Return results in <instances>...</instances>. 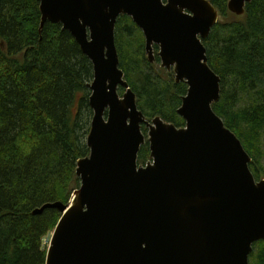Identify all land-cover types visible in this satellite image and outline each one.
I'll return each instance as SVG.
<instances>
[{
	"label": "water",
	"instance_id": "water-1",
	"mask_svg": "<svg viewBox=\"0 0 264 264\" xmlns=\"http://www.w3.org/2000/svg\"><path fill=\"white\" fill-rule=\"evenodd\" d=\"M38 1L41 26L60 23L94 70L80 187L68 203L34 210L61 213L45 264H250L254 243L264 241V177L256 179L242 140L213 109L221 78L204 39L219 10L210 0ZM252 1L228 0V9L242 16ZM122 15L142 30L149 61L157 45L162 67L188 85L178 109L185 126L148 120L138 107L116 46Z\"/></svg>",
	"mask_w": 264,
	"mask_h": 264
},
{
	"label": "trees",
	"instance_id": "trees-1",
	"mask_svg": "<svg viewBox=\"0 0 264 264\" xmlns=\"http://www.w3.org/2000/svg\"><path fill=\"white\" fill-rule=\"evenodd\" d=\"M210 1L225 17L204 39L208 63L221 78L220 100L213 109L242 140L260 179L264 0L248 3L242 16L229 11L228 0ZM115 39L120 67L147 119L160 116L185 126L178 109L188 85L177 83L174 71L162 67L158 46L151 63L144 34L128 15L117 19ZM158 65L163 72L155 74ZM93 78V64L75 38L60 23L41 26L38 0H0V264H45L43 241L61 213L34 210L48 202L68 203L80 187L76 168L78 159L89 154L82 138L93 117ZM149 159L146 141L138 163ZM250 258L251 264H264V241L254 244Z\"/></svg>",
	"mask_w": 264,
	"mask_h": 264
},
{
	"label": "rangeland",
	"instance_id": "rangeland-1",
	"mask_svg": "<svg viewBox=\"0 0 264 264\" xmlns=\"http://www.w3.org/2000/svg\"><path fill=\"white\" fill-rule=\"evenodd\" d=\"M225 17H223V16H219V20H218V22L219 21H223V20H225L224 19ZM155 71H154V73L155 74H157V71H161L160 69H161V67L158 65L157 67L155 66ZM161 72H163V71H161ZM122 94V93H121ZM143 127H146L145 125H143L142 126V130H143ZM147 128V127H146ZM147 130H149L148 128H147ZM143 133H145V132H143ZM87 137H88V135H86L85 134V132H84V134H83V143H85V145H86V147L89 149V147L87 146ZM145 137H146V141H148V132L147 133H145ZM89 154H90V150H89ZM88 154V155H89ZM262 165H263V167H264V156L262 157ZM75 191V190H74ZM73 191V192H74ZM73 194V193H72ZM71 197H72V195H71ZM71 199V198H70ZM71 201V200H70ZM53 232H54V230H52L51 232H49V234L45 237V239H44V241H43V245L46 247V250H47V248H48V246H49V243H50V240H51V237H52V235H53ZM255 244V243H254ZM257 249V248H256ZM255 249V250H256ZM250 264L251 263H253V260H252V258H250Z\"/></svg>",
	"mask_w": 264,
	"mask_h": 264
},
{
	"label": "flooded vegetation",
	"instance_id": "flooded-vegetation-1",
	"mask_svg": "<svg viewBox=\"0 0 264 264\" xmlns=\"http://www.w3.org/2000/svg\"><path fill=\"white\" fill-rule=\"evenodd\" d=\"M154 55H155V49H154ZM158 55H159V53H158ZM148 57V56H147ZM155 59H156V55H155ZM154 63V62H153ZM143 131V130H142ZM150 160V159H149Z\"/></svg>",
	"mask_w": 264,
	"mask_h": 264
}]
</instances>
